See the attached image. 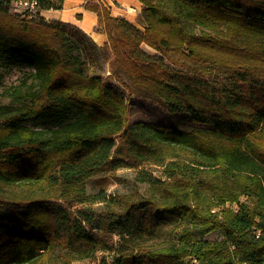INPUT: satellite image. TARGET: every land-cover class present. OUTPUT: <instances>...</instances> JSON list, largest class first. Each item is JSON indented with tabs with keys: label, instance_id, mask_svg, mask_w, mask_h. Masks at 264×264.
I'll return each instance as SVG.
<instances>
[{
	"label": "trees",
	"instance_id": "trees-1",
	"mask_svg": "<svg viewBox=\"0 0 264 264\" xmlns=\"http://www.w3.org/2000/svg\"><path fill=\"white\" fill-rule=\"evenodd\" d=\"M17 1L0 0V87L3 69H29L0 104V264L99 247L115 255L102 264H264V0H138L142 30L87 1L103 45L40 16L63 0L11 13ZM102 62L193 124L128 121ZM124 167L147 194L87 192Z\"/></svg>",
	"mask_w": 264,
	"mask_h": 264
},
{
	"label": "rangeland",
	"instance_id": "rangeland-1",
	"mask_svg": "<svg viewBox=\"0 0 264 264\" xmlns=\"http://www.w3.org/2000/svg\"><path fill=\"white\" fill-rule=\"evenodd\" d=\"M23 5H17L12 3L10 6L11 13L22 14ZM133 8V7H131ZM135 9V7H134ZM34 10V9H33ZM136 10V9H135ZM34 14V13H33ZM38 13H35L36 16ZM140 14V13H139ZM140 30L143 27V20H141ZM145 52L150 55H158L159 53L149 46L144 47L141 45ZM172 64L171 62H168ZM29 69L25 66H10L3 69L2 86L0 87V104H6L10 101V98L4 94L3 91L6 88H11L17 85L21 79L26 75ZM99 70L109 83L114 84L121 89L126 98V115L128 121L146 120L154 123H161L171 125L177 128H189L193 122L189 115L185 112L168 111L166 106L157 99V97L149 92L146 88L137 87L133 85H123L122 82L116 78H121L122 81L127 82L124 74L119 72V75H109V63L102 62ZM32 124V123H30ZM154 175H160V168L152 169ZM133 167L119 168L113 171V173H100L93 176L87 181L86 189L89 193L98 192L101 188H104L107 194L115 195L122 193H138L142 195L147 194L148 184L146 182H135ZM241 200H244L242 197ZM204 238L215 239L219 237L218 232L212 231L203 234ZM104 242L114 249L116 247L118 236L115 233H107L104 235ZM114 255V250L109 251L105 248L99 247L91 257L76 262V264H102V258L106 257L107 260H111Z\"/></svg>",
	"mask_w": 264,
	"mask_h": 264
},
{
	"label": "crops",
	"instance_id": "crops-1",
	"mask_svg": "<svg viewBox=\"0 0 264 264\" xmlns=\"http://www.w3.org/2000/svg\"><path fill=\"white\" fill-rule=\"evenodd\" d=\"M87 1L107 8L111 16L124 17L140 28L142 17L139 13L142 4L138 0H63L60 9H42L39 14L45 19H56L71 23L86 33L96 44L103 45L107 43V36L99 26L97 13L84 8ZM131 7H135L136 10H131ZM78 14L80 17H78ZM143 46L147 47L144 44Z\"/></svg>",
	"mask_w": 264,
	"mask_h": 264
},
{
	"label": "built area",
	"instance_id": "built-area-1",
	"mask_svg": "<svg viewBox=\"0 0 264 264\" xmlns=\"http://www.w3.org/2000/svg\"><path fill=\"white\" fill-rule=\"evenodd\" d=\"M17 5H23L24 9L28 8L30 10L35 9L36 0H20L15 2ZM131 10H135L134 8H130ZM23 10V9H22Z\"/></svg>",
	"mask_w": 264,
	"mask_h": 264
}]
</instances>
